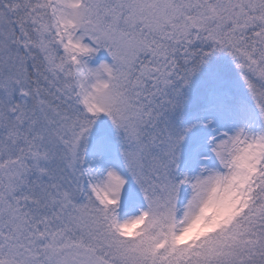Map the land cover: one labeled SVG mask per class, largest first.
<instances>
[{
	"label": "snow or ice",
	"instance_id": "obj_1",
	"mask_svg": "<svg viewBox=\"0 0 264 264\" xmlns=\"http://www.w3.org/2000/svg\"><path fill=\"white\" fill-rule=\"evenodd\" d=\"M0 264H264V0H0Z\"/></svg>",
	"mask_w": 264,
	"mask_h": 264
}]
</instances>
